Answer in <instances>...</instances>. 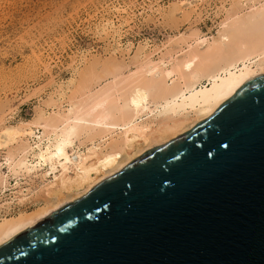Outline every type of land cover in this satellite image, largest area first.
Instances as JSON below:
<instances>
[{
  "label": "water",
  "instance_id": "95a60500",
  "mask_svg": "<svg viewBox=\"0 0 264 264\" xmlns=\"http://www.w3.org/2000/svg\"><path fill=\"white\" fill-rule=\"evenodd\" d=\"M0 264H264V73L0 246Z\"/></svg>",
  "mask_w": 264,
  "mask_h": 264
},
{
  "label": "bare ground",
  "instance_id": "6f19581e",
  "mask_svg": "<svg viewBox=\"0 0 264 264\" xmlns=\"http://www.w3.org/2000/svg\"><path fill=\"white\" fill-rule=\"evenodd\" d=\"M111 27L118 32L102 29ZM164 46L154 57L145 43L127 69L113 59L72 76L58 85L57 111L0 131V246L154 144L210 117L264 73V0H234L216 34L195 30Z\"/></svg>",
  "mask_w": 264,
  "mask_h": 264
},
{
  "label": "rangeland",
  "instance_id": "374dc122",
  "mask_svg": "<svg viewBox=\"0 0 264 264\" xmlns=\"http://www.w3.org/2000/svg\"><path fill=\"white\" fill-rule=\"evenodd\" d=\"M187 1L190 7L186 0H0V131L35 121L41 110L57 111L58 85L86 69L100 71L113 59L127 69L145 43L160 57L182 33L216 34L234 0ZM111 25L117 33L103 31Z\"/></svg>",
  "mask_w": 264,
  "mask_h": 264
}]
</instances>
